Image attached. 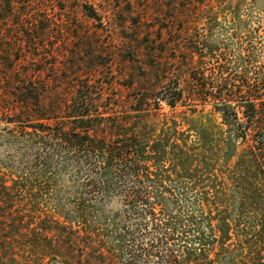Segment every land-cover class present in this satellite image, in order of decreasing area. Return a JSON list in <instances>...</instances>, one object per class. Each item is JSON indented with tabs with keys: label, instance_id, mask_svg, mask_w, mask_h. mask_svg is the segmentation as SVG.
Wrapping results in <instances>:
<instances>
[{
	"label": "rangeland",
	"instance_id": "1",
	"mask_svg": "<svg viewBox=\"0 0 264 264\" xmlns=\"http://www.w3.org/2000/svg\"><path fill=\"white\" fill-rule=\"evenodd\" d=\"M31 8L51 20L38 45L48 88L36 80L50 97L46 109L13 114L4 109L22 96L0 89V264H187L185 254L210 250L215 209L229 222L239 215L227 178L235 159L227 164L242 150L216 108L235 111L230 126L246 122V105L203 94L248 83L253 91L263 79L264 0H39ZM23 32L10 26L3 35ZM45 115L44 124L34 119ZM218 130L228 150L216 152ZM73 133L112 149L143 142L148 161L106 163L100 150L64 144Z\"/></svg>",
	"mask_w": 264,
	"mask_h": 264
},
{
	"label": "trees",
	"instance_id": "2",
	"mask_svg": "<svg viewBox=\"0 0 264 264\" xmlns=\"http://www.w3.org/2000/svg\"><path fill=\"white\" fill-rule=\"evenodd\" d=\"M35 1L39 0H27L25 4L19 6L16 4V0H0V89L2 91L6 90L7 93L11 92L9 95L12 97L18 96L16 99L22 96L21 101L19 100L16 104L13 103L14 106L4 109L6 112L13 114L19 109H29L30 105L36 107L42 105V108L46 109L43 95L50 97L49 94L41 93L36 80L45 81L42 84V91L48 88V80L43 79L41 75V68L45 64L47 52L44 50V58H42L41 49L43 47L38 45H40V41L46 38L47 34L43 33L49 30L51 20L48 18L39 20L36 17L37 11L31 8ZM10 26L16 30L21 29L24 31L23 35L16 33L13 37L11 36V41H9L10 38L7 40L3 32L10 29ZM38 32L41 34H38ZM10 42H12L11 49L2 47L3 45H11ZM12 50H15V54H11ZM21 67L25 69L22 72L20 71ZM20 79H22L21 85ZM15 81H18V84H14ZM255 84L257 86L253 91L249 86H253V84L248 83L246 86L238 87L237 92L220 91L213 96L207 93L203 94L205 99L211 97L219 99L223 103L230 102V99L234 97L243 98L244 105H246L243 112L246 122H235L230 126L231 119L236 121L237 114L235 111L229 105L216 108V111L221 113L224 126H227L228 130L233 131L232 135L241 140L242 150L237 152L238 148H235L229 154L227 164L228 166L229 163H232L230 162L231 159H235L233 164L227 168V178L231 187L237 190L239 215L237 220L229 222L228 218H225V210L223 212L222 206H218V209H215L216 226L211 227L216 234L211 249L199 251L197 257L191 255L190 252L185 254L187 264H217L231 252L234 253L235 257L229 264H264V76L260 83ZM240 95H243V97ZM5 96L0 93V101L7 99ZM256 101L260 102L256 104ZM20 103L22 104L21 108ZM173 104L174 102L169 104L170 107H173ZM34 117L35 120L42 121V123L43 120L48 119L39 118L46 117V115ZM216 133L214 139L216 152L222 149L228 150L225 145L226 142L222 141V132L218 130ZM69 136L65 135L64 144L75 143V145L83 148L94 151L100 150V154L106 163L124 162L132 156L134 161H137L138 166L145 165L148 161V156L144 154L145 145L143 142L133 144L132 141H126L122 142L118 146L119 148L112 149L109 146L110 143H106L105 140L97 142L88 135L82 136L77 133ZM220 174L222 173L220 172ZM220 185L217 188L216 185L214 186L216 192L212 195L211 200L215 204L222 187ZM204 203L205 208L209 210L208 214L211 215V207L208 206L207 202ZM243 214H247L249 217L246 225L239 223Z\"/></svg>",
	"mask_w": 264,
	"mask_h": 264
}]
</instances>
